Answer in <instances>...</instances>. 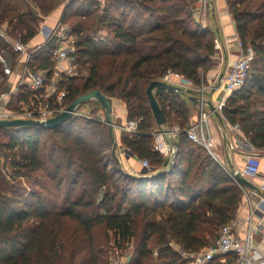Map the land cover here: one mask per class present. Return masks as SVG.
<instances>
[{
    "label": "trees",
    "instance_id": "obj_1",
    "mask_svg": "<svg viewBox=\"0 0 264 264\" xmlns=\"http://www.w3.org/2000/svg\"><path fill=\"white\" fill-rule=\"evenodd\" d=\"M18 1L0 0V27L6 24L10 38L27 44L41 19L22 12ZM28 1L44 16L66 2ZM226 2L239 40L255 59L222 114L264 151V0ZM137 9L153 23H134ZM62 24L76 38L80 72L61 83L67 96L60 106L67 109L93 91L124 103L127 122L138 120L139 126L136 135L121 136L122 148L150 163L140 177H154L139 180L117 165L109 127L97 117L98 102L88 117L73 115L54 130L0 128V264H109L105 241L96 237L101 229L106 239L113 235L118 250L135 245L130 264H188L236 219L244 188L204 146L189 140L191 109L183 91L154 90L168 127L181 130L175 155L154 150L159 130L147 89L169 71L202 85V73L214 67L218 54L216 32L201 29L191 0H73ZM102 31L110 37L99 36ZM51 56L43 51L32 71L49 70Z\"/></svg>",
    "mask_w": 264,
    "mask_h": 264
},
{
    "label": "crops",
    "instance_id": "obj_2",
    "mask_svg": "<svg viewBox=\"0 0 264 264\" xmlns=\"http://www.w3.org/2000/svg\"><path fill=\"white\" fill-rule=\"evenodd\" d=\"M211 1L213 3V10L208 22V27L216 32L217 40L219 41L222 49L218 50V54L214 58V67L207 73H202V85L206 87L204 100L206 102H211L216 106L223 99L227 101L232 95L227 93L225 90H222L223 92L225 91V94L221 93L222 91L219 90L220 88L218 86L215 89L210 87L213 84H219V82L215 83V79L217 78L218 81L221 80L220 78H222L224 73L228 72L230 64H232L236 59L238 54L236 42L239 40V37L236 31L233 16L229 11L226 0ZM18 6L22 12H27L29 10L33 11L36 16L41 19V22L38 26L37 35L27 44L10 38L7 34V25L5 24L2 26L10 39L11 44L5 43L0 39V96L3 94L6 95L3 101L0 102V113L18 111L20 108L28 107L30 104L26 102V100L22 99L29 98L28 100L31 102V99L35 96L30 89L28 72L33 70L32 67L37 56H40V54L43 53V51L45 52V50L52 53L55 50L66 47L72 40H76L75 36L71 34L70 28L67 25L62 24V9H57L49 16H44L40 10L28 0H19ZM199 9L200 4L198 3V0H193L192 10L196 20L198 19ZM42 24L54 27L59 26L62 29L61 31H63V34L60 35V37L53 38L51 41H46L39 33ZM99 35L103 38L110 37L106 31L100 32ZM16 43L24 45L26 51L31 53V56L29 57L25 54L17 52L14 49V44ZM81 76H87V73L84 72ZM196 95L199 96L198 94ZM94 102L93 104H95ZM187 102L189 103L191 109L190 116L192 126L200 120L201 110L199 109L200 107H194L191 102ZM112 108L113 120L115 123V137L118 144V157L120 158L124 169L134 176H140L139 174L143 172L141 161L139 163V159L135 156L125 158L122 153L124 150L121 145V136L123 133L120 127L127 123V108L124 103L115 99H112ZM100 112H102V115L105 116L101 106L99 108V113ZM204 113L209 115L207 136L211 139V150L217 162H219L226 170L241 172L245 165V153L243 151L242 144L249 141V139L244 136L242 130L238 131L234 129V126H239L238 124L231 125L225 118L222 119L221 122L220 119L211 112L207 105L204 108ZM79 114L82 116L88 115L87 113L80 111ZM178 139L179 136L176 139H173L172 143H169L172 149H175L173 141H177ZM121 157L124 158L122 159ZM259 160L260 174L249 179L256 189L252 190L247 187H243L242 201L237 211L236 219L231 223V225L234 233L241 239H246L248 233L252 230V245L264 251V207L257 209L259 199L264 197V191H262L261 187L264 185V151L259 154ZM253 211V223L250 225L252 222L251 216ZM259 223L262 224L263 227L253 231ZM192 263V261L191 263L189 261L188 264ZM212 264H235V258L228 257L226 259H216Z\"/></svg>",
    "mask_w": 264,
    "mask_h": 264
},
{
    "label": "built area",
    "instance_id": "obj_3",
    "mask_svg": "<svg viewBox=\"0 0 264 264\" xmlns=\"http://www.w3.org/2000/svg\"><path fill=\"white\" fill-rule=\"evenodd\" d=\"M198 3L200 4V9L197 22L201 26V29L205 31L209 28L208 22L213 10V3L211 0H198ZM39 33L46 41H51L55 37H60V35L63 34V31L56 33L50 26L42 24ZM0 39L5 43L11 44L10 39L1 27ZM236 47L238 51L236 59L230 64L228 72L221 78V83H219L220 85L224 84V90L230 94L237 92L244 87L255 59L254 50L251 47H245L241 40H237ZM14 49L19 53L25 54L29 57L31 56V53L26 51L25 46L20 43L14 44ZM216 49H222L218 40H216ZM77 52L76 40H72L66 47L52 52L51 60L53 66L49 70H30L28 72V79L30 81V89L35 96L31 99L28 107L20 108L18 111L14 112H1L0 119H23L46 122L65 111L66 108H63L60 105L65 101L67 91L64 88H61L60 85L66 80L79 76ZM50 74L52 76L51 78L49 77ZM175 79L179 80V82L175 81ZM160 81L179 87L184 92L188 90L193 91L199 95L198 97L203 94L205 95V86L196 85L193 81L174 72H167ZM216 87L217 84H213L210 88L215 89ZM5 96V94L0 96V102L3 101ZM225 101L226 100L223 99L218 105H216L223 119L222 110L225 106ZM197 106L200 107L201 118L186 131L187 136L191 142L204 146L210 155L216 160L211 150V139L207 136L209 115L204 113L206 105L200 103ZM78 115L82 116L79 113ZM98 118L105 123V116L98 115ZM138 126L139 121L132 120L128 121L120 128L122 132L132 136L137 134ZM234 129L238 131L241 130L237 125L234 126ZM168 131L169 137L172 140L176 139L181 133L179 126L168 127ZM153 137L155 140V151L159 152L166 158L175 154L176 148L172 149L170 147L164 133L157 131L153 134ZM242 148L245 153V165L240 173L243 177L249 180L260 174L259 154L262 151L249 141L244 142ZM122 153L125 155V150H123ZM141 165L142 168L147 171L151 168L150 163L147 160L141 161ZM222 168L235 182H237L234 176L235 173L226 170L223 166ZM261 187L262 191H264V185ZM260 207H264V197L259 199L257 209ZM253 216L254 211L251 216L252 222L250 225L253 223ZM262 227V224L259 223L253 231ZM251 231L252 230L248 233L246 239H241L234 233L231 224L225 225L219 231L217 240L213 245L190 256L192 257V264H212L216 259H226L230 256L235 258V264H264V251L252 245ZM154 254L157 255V251H155ZM124 263H128L124 254L121 250L115 248L113 250L110 264Z\"/></svg>",
    "mask_w": 264,
    "mask_h": 264
},
{
    "label": "water",
    "instance_id": "obj_4",
    "mask_svg": "<svg viewBox=\"0 0 264 264\" xmlns=\"http://www.w3.org/2000/svg\"><path fill=\"white\" fill-rule=\"evenodd\" d=\"M157 88H164L168 91H176L181 92L183 91L181 88L176 87L174 85H170L163 81H154L152 82L148 89H147V96L149 99L150 107L152 110V114L156 123V126L158 127V130L161 131L166 135L167 141L169 143H172V139L169 137L168 134V124L166 117L161 110L158 101L154 95V90ZM184 92V91H183ZM185 94H188V101L192 103L194 107L199 105L200 103L207 105L211 112L214 113L222 122V115L218 111L217 107L213 105L211 102H206L204 100V94L198 97L195 92L193 91H186ZM96 100L100 104L103 112L105 113V123L109 127V132L113 141V155L116 160L117 165L122 168L121 161L118 158V144L115 137V123L113 120V108H112V99L105 96L103 93L99 91H93L89 94L83 95L76 99L65 111L60 113L54 118H51L47 120L46 122H40L35 120H23V119H13V120H4L0 119V128H11V127H43L49 130H54L62 126L66 121H68L73 115H78V112L80 108L90 102ZM126 154L129 156H133L129 151H125ZM175 155V154H174ZM171 170V167L167 170L169 172ZM231 172L235 173V179L238 184H240L243 187H247L249 189L255 190V186L245 177L241 175L240 172L232 170ZM142 173H147L146 169H143ZM128 176H131L133 178H137L139 180H149L152 179L154 176H134L131 173L127 174Z\"/></svg>",
    "mask_w": 264,
    "mask_h": 264
},
{
    "label": "rangeland",
    "instance_id": "obj_5",
    "mask_svg": "<svg viewBox=\"0 0 264 264\" xmlns=\"http://www.w3.org/2000/svg\"><path fill=\"white\" fill-rule=\"evenodd\" d=\"M71 1H73V0H66V2H65V4H64V6H62V8H59V9H62L61 10V13L64 11V7H65V5H67L69 2H71ZM95 1H98V2H102L103 0H95ZM192 1V3H193V0H191ZM194 13V12H193ZM135 14H136V17L134 18V23H136L137 25H147V24H152L153 23V20L147 15V14H144V12L143 11H141V10H136V12H135ZM50 27H51V29H54L55 30V32L56 33H58V32H60L62 29L59 27V26H51V25H49ZM214 31V30H213ZM100 36V35H99ZM79 72H80V70H79ZM82 74L81 75H83L84 74V72H81ZM226 73H224V75H225ZM224 75L222 76V77H224ZM221 79V78H220ZM175 81H177V82H179V80H176L175 79ZM216 82H219V83H221L220 82V80L218 81V79L216 78L215 79V83ZM220 89V91H222V90H224V84H222V85H220L219 86V84L217 85ZM225 92V91H224ZM223 91L221 92V93H224ZM217 94V93H216ZM225 94V93H224ZM223 94V95H224ZM229 95V94H228ZM94 101H96V100H94ZM94 101H90V102H88V103H86V104H84L81 108H80V112H83V113H87L88 115H86L87 117L89 116V115H91L92 114V112H93V110H94V108H95V104H93V102ZM95 103V102H94ZM96 103H97V101H96ZM225 104H226V101H225ZM103 113L102 112H98V115L99 116H101ZM104 116V115H103ZM95 117V116H94ZM98 117V116H97ZM207 131H208V129H207ZM123 134H124V132H122ZM122 134V135H123ZM0 139H1V136H0ZM126 151V150H125ZM126 154V153H125ZM125 158L126 157H131V156H129L128 154H126V156L125 155H123ZM123 157V158H124ZM119 158V157H118ZM122 158V157H121ZM122 158V159H123ZM120 159V158H119ZM140 161H143V160H141V159H139V163H140ZM6 160L5 159H2L1 160V163H2V166L4 167V166H6ZM5 164V165H4ZM122 165V164H121ZM140 165V164H139ZM135 168V167H134ZM122 169H123V171H125V172H127L128 173V171L126 170V169H124L123 168V166H122ZM11 170L9 169V167H4V169H3V172L4 173H9ZM96 237L97 238H99V239H104V241H105V243H104V247H105V249H106V254H105V258L106 259H108V261L110 262L111 260H112V254H113V250L116 248V245L114 244V240H113V235L110 233L109 234V236L107 237V239H106V233L101 229V230H97V234H96ZM108 238H109V240H108ZM107 243V244H106ZM151 247L152 248H154L153 247V244H151ZM172 247H174V245H172ZM135 245L132 243L131 245H129L128 247H126L125 248V250H123L122 251V253L124 254V257L126 258V260H127V262L128 263H124V264H130L131 263V261L135 258ZM189 261H190V263H191V261H192V257H189ZM189 263V262H188ZM110 264V263H109Z\"/></svg>",
    "mask_w": 264,
    "mask_h": 264
}]
</instances>
